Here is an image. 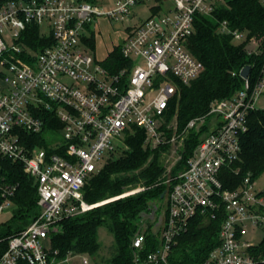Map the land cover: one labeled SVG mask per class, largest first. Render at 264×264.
Here are the masks:
<instances>
[{
  "label": "built area",
  "instance_id": "built-area-1",
  "mask_svg": "<svg viewBox=\"0 0 264 264\" xmlns=\"http://www.w3.org/2000/svg\"><path fill=\"white\" fill-rule=\"evenodd\" d=\"M113 1V9L106 10L98 0H0V157L21 163L35 178L41 207L38 217L9 239L0 264H58L48 253L51 233L63 218L105 203L86 202L83 188L111 153L127 147L123 136L134 127L144 129L151 147L175 140V135L166 140L162 129L166 110L179 86L204 70L186 41L196 13L209 15L223 0H171L168 11L153 13L119 44L132 67L110 73L90 52L86 34H95L99 16H129L147 0ZM46 22L54 43L30 51L29 61L22 58V34L32 24L43 33ZM219 30L237 43L248 41L249 52H262L254 37L227 21ZM250 75L251 70L247 78L240 72L243 85L233 97L216 100L207 115L188 122V130L206 124L208 130L168 191L164 213L154 206L146 214L151 237L142 230L133 237V264H182L172 260L180 234L196 217L221 214L220 243L199 264H255L250 252L255 244L245 236L250 227L264 230V189L257 191L250 176L237 188H226L220 177L222 168L241 156L250 113L264 110V63L256 81ZM46 110L59 128L46 126ZM41 134L44 144L33 141ZM15 188L6 187L0 212L13 205ZM83 263L88 264L86 257Z\"/></svg>",
  "mask_w": 264,
  "mask_h": 264
},
{
  "label": "trees",
  "instance_id": "trees-1",
  "mask_svg": "<svg viewBox=\"0 0 264 264\" xmlns=\"http://www.w3.org/2000/svg\"><path fill=\"white\" fill-rule=\"evenodd\" d=\"M158 1L160 4L152 6V13L163 9V0ZM223 21H227L232 29L245 31L249 38L254 37L262 52H249L248 41L237 43L231 34L219 30ZM90 35L85 42L90 51L95 52V36L94 33ZM21 39L25 45L21 57L28 61L31 59L30 51L38 52L54 43L52 36L43 34L36 24L28 26ZM186 47L204 64V70L190 84L179 86L166 110L162 126L166 140L173 136L172 126H169L172 119H175L179 133L186 130L181 151L183 163L193 155L203 133L208 130V124L200 131L187 130L188 122L207 115L216 100L233 97L242 88L240 72L246 65L251 66L250 79H258L264 63V4L261 0H223L209 15L196 13L194 32L186 41ZM101 63L110 73L131 68L133 64L124 57L120 45L114 46ZM42 117L46 126L49 123L57 128L61 126L50 110H46ZM41 138L42 134L33 141L44 144ZM145 139L144 129L134 127L133 132L126 136L127 147L115 152L117 156L111 153L104 165L89 177L83 188L85 201L89 204L108 201L86 212L63 218L49 237L50 258L59 262L69 253L96 255L101 249L98 229L106 226L114 235V243L105 264H133V237L139 230L143 231V227H148L145 232L151 234L152 223L146 214L154 206H157L156 213L160 214L161 206L156 201L162 202L165 197L162 195H166L173 185V181L170 187L165 183L168 177L161 156L171 143L167 141L151 147L145 144ZM263 172L264 110H254L249 115L248 129L242 137L240 158L223 167L220 177L226 188L234 189L247 176L256 181ZM175 174L174 170L170 177ZM139 185L144 187L143 191L121 197ZM6 187L16 188L10 196L12 215L0 223V258L8 249L9 239L27 228L41 212L35 178L24 171L21 163L0 157V206L4 202ZM222 218L221 214L215 219L202 216L192 219L186 232L178 237L173 262H202L220 243ZM250 252L257 259L255 264H264V238ZM20 264L28 263L21 261Z\"/></svg>",
  "mask_w": 264,
  "mask_h": 264
},
{
  "label": "rangeland",
  "instance_id": "rangeland-1",
  "mask_svg": "<svg viewBox=\"0 0 264 264\" xmlns=\"http://www.w3.org/2000/svg\"><path fill=\"white\" fill-rule=\"evenodd\" d=\"M98 3L104 5V9L106 10L113 9L111 7H114L113 0L109 1V5L104 4L105 2H102L101 0H98ZM155 3L156 0H147L141 2L131 8L129 16L118 14V19L110 18L107 16H99L96 20L97 26L95 28L94 34L96 41V53L93 51L90 52H92V54L96 55L98 58H105L108 53L114 48V46L119 45L123 42L124 38L128 35L131 29L138 27L142 21L146 20L153 14L152 6H154ZM171 5V0H164L163 9L161 10V13L168 11ZM42 31L46 35L50 34V28L47 22L45 23V26L43 27ZM7 34L9 38V32ZM86 35L87 37L91 36L89 34ZM3 86L4 84L2 83V79L0 78V89H2ZM169 126H172V135H175L176 137L175 140L171 142L170 148L162 152L161 156L166 170L165 174H167L168 177L165 183L168 184V186L170 187V182L173 181L174 183V181H176V177L181 174L186 168V163H183L181 155V151L184 146L183 139H185L186 130H183L179 133L175 119H172V121L169 123ZM195 130L200 131L199 129ZM123 137H126V134ZM117 154L118 153H115L116 156ZM174 170L176 171V174L174 175V177H170V174ZM142 188L143 187L139 185L137 188H133L124 192L121 197L143 191L144 189ZM255 189L257 191H261L264 189V172L256 179ZM167 195L168 194L165 195L164 200H162V202L156 201L161 206V209L159 210L161 214L164 213L163 209L166 208ZM12 208L13 205H10L9 207H4V210L0 212V223L8 220L11 217ZM58 227L59 225H57L56 229H58ZM146 229H148V227H143V231H145ZM98 237L101 244V249L96 255L72 254L68 257V260H66L65 258L64 260L66 261L62 262L61 260L58 262V264H84V257L88 259V264H105V259L111 256L110 246L114 243V235L106 226H101L98 229ZM263 238L264 230L255 227L248 228V233L245 236V239L247 241L255 245L259 244L263 240Z\"/></svg>",
  "mask_w": 264,
  "mask_h": 264
},
{
  "label": "water",
  "instance_id": "water-1",
  "mask_svg": "<svg viewBox=\"0 0 264 264\" xmlns=\"http://www.w3.org/2000/svg\"><path fill=\"white\" fill-rule=\"evenodd\" d=\"M251 70V66L250 65H246L242 70H241V76L244 78H247L249 76ZM165 196V193L162 195V197Z\"/></svg>",
  "mask_w": 264,
  "mask_h": 264
},
{
  "label": "crops",
  "instance_id": "crops-1",
  "mask_svg": "<svg viewBox=\"0 0 264 264\" xmlns=\"http://www.w3.org/2000/svg\"><path fill=\"white\" fill-rule=\"evenodd\" d=\"M104 4H106V3H104ZM109 4H110V3H108L107 5H109ZM109 53H110V52H109ZM109 53H108V54H109ZM107 56H108V55H107ZM107 56H106V57H107ZM106 57H105V58H106ZM105 58H102V59H105ZM100 59H101V58H100ZM102 59H101V60H102Z\"/></svg>",
  "mask_w": 264,
  "mask_h": 264
}]
</instances>
